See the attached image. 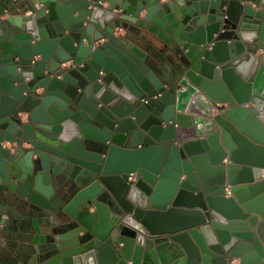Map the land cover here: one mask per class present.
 Returning a JSON list of instances; mask_svg holds the SVG:
<instances>
[{"label":"water","instance_id":"95a60500","mask_svg":"<svg viewBox=\"0 0 264 264\" xmlns=\"http://www.w3.org/2000/svg\"><path fill=\"white\" fill-rule=\"evenodd\" d=\"M142 10L160 55L115 35ZM15 208L37 264H264V0H0V238Z\"/></svg>","mask_w":264,"mask_h":264},{"label":"crops","instance_id":"0c3cea01","mask_svg":"<svg viewBox=\"0 0 264 264\" xmlns=\"http://www.w3.org/2000/svg\"><path fill=\"white\" fill-rule=\"evenodd\" d=\"M104 5L107 6V3ZM133 12L134 8L129 7L128 14ZM146 16V10H142L136 24L123 20L122 25L126 29L116 28L115 35H124L126 39L135 40L139 47L136 52L142 57H146L148 51L160 55V50L171 39L169 32L175 30L176 22L173 20V14H167L164 10L153 13L150 19H145ZM130 26L135 28L136 33L128 30ZM22 211L24 210L15 208L6 216L5 226L8 228L1 232L0 263L4 259H12L14 264H37L31 253L41 247L45 238L37 221L25 223Z\"/></svg>","mask_w":264,"mask_h":264},{"label":"built area","instance_id":"2783aa9c","mask_svg":"<svg viewBox=\"0 0 264 264\" xmlns=\"http://www.w3.org/2000/svg\"><path fill=\"white\" fill-rule=\"evenodd\" d=\"M237 262V261H236Z\"/></svg>","mask_w":264,"mask_h":264}]
</instances>
